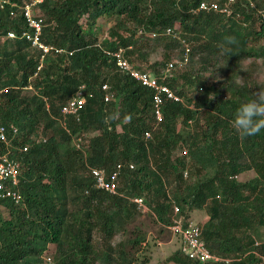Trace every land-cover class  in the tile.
I'll use <instances>...</instances> for the list:
<instances>
[{
	"label": "trees",
	"instance_id": "16d2710c",
	"mask_svg": "<svg viewBox=\"0 0 264 264\" xmlns=\"http://www.w3.org/2000/svg\"><path fill=\"white\" fill-rule=\"evenodd\" d=\"M23 1H0V123H13L12 143L27 146L12 150L21 202L0 199L8 211L0 214V264H145L135 254L145 233L132 229L116 240L140 212L129 200L137 196L162 228L175 205L187 218L203 211L201 236L211 253L228 264H264V131L241 140L229 123L264 87L255 77L264 70V0H235L230 16L191 12L201 1L226 0H45L41 39L63 52L47 53L39 69L42 50L19 37ZM175 23L177 35L167 36ZM8 30L17 36L6 37ZM226 36L237 42L222 48ZM186 44L188 62L165 81L183 102L166 100L156 121L152 91L106 50L124 47L129 63L159 74ZM158 46L162 58L150 61ZM82 84L79 119L67 116L62 125L60 107ZM118 163V194H111L96 185L91 167L110 174ZM158 264L198 263L179 246Z\"/></svg>",
	"mask_w": 264,
	"mask_h": 264
},
{
	"label": "built area",
	"instance_id": "2783aa9c",
	"mask_svg": "<svg viewBox=\"0 0 264 264\" xmlns=\"http://www.w3.org/2000/svg\"><path fill=\"white\" fill-rule=\"evenodd\" d=\"M44 1L45 0H25L20 6L26 28L21 30L19 37L25 39L32 46L42 50L40 63L37 69L42 66V60L47 53H50L51 51L54 53L63 52L62 48L46 44L41 39L43 15L40 11L39 5ZM234 1L235 0H226L222 4L215 1H201L196 8L191 9V12L196 15L200 11H212L230 16L233 14L231 4ZM250 5L253 6V3L251 2ZM259 14L264 17V8L259 10ZM178 25V23H175L173 27H168L165 34L167 36H176L177 33L175 28ZM139 33H142V31H139ZM16 36L17 33L13 30H8L6 32V37L8 38H15ZM150 36L155 37L156 33H150ZM106 53L116 59L117 66L121 71L128 72L132 78L152 91V108L156 121H161L163 117L162 106L166 100L183 102V97L177 95L165 81L171 77L173 71L183 67L188 62L189 46L187 44L185 45L183 55L167 62L159 74L138 69L129 63L124 57V47H119L114 51L106 50ZM101 88L105 90L104 100L108 101L111 98L108 84H103ZM85 89L86 88L83 84L80 85L76 93L61 105L60 116H62V118L59 119V122L62 125L64 124V118L67 116L73 115L76 119H79L78 114L86 102L87 92ZM2 90L3 89H1L0 92ZM16 134H18V129L13 123H0V144L3 145V150L0 152V199L10 198L15 204H19L22 199L20 191L18 190L19 162L12 154V150L18 149L23 152L27 150V146L18 147L12 143ZM145 136H149L148 131L145 132ZM76 146L80 147L78 142L76 143ZM186 152L187 149L184 148L182 154H186ZM121 167L122 164L118 163L116 169L110 174H106L103 169L91 167V174L95 178L96 185L99 188L104 189L111 194H118L117 186ZM129 167L133 168V165L129 164ZM107 176L109 177L107 178ZM129 200L135 203L140 211H146L148 209L143 197H129ZM179 212V207L175 205L174 215L167 228L173 233V235H176L180 239L181 250L198 264H210L211 262L218 261H224L225 264H228V259H222L208 250L204 241L201 239V227L196 222L184 218Z\"/></svg>",
	"mask_w": 264,
	"mask_h": 264
},
{
	"label": "rangeland",
	"instance_id": "374dc122",
	"mask_svg": "<svg viewBox=\"0 0 264 264\" xmlns=\"http://www.w3.org/2000/svg\"><path fill=\"white\" fill-rule=\"evenodd\" d=\"M104 20L103 23H106L109 26V23ZM104 30V28H103ZM105 31H107V29H105ZM105 31H100L97 33V35L100 36L101 35H105ZM264 42V39H263ZM162 47L158 46L154 52H152L150 54V61H156V60H160L162 58ZM171 61V60H170ZM251 60H245L244 64H249ZM258 62V64L260 63V61L257 59L256 60ZM169 62V61H168ZM256 62V63H257ZM183 69V68H182ZM181 68L177 69L174 71L178 72L182 70ZM257 81L259 84L264 83V70L260 69L257 71L256 75H255ZM195 92V87L193 84H191L187 90L188 95H191V93ZM180 124V122H179ZM188 172L186 171V174L184 173V177L188 176ZM253 173L250 172L248 173L246 176H242L240 177L241 180H245L247 179L249 176H252ZM173 191V185L171 187H169V193L172 194ZM140 211V210H139ZM0 214L4 217H8V211L6 208L1 207L0 208ZM205 214L203 213V211L201 210H196V211H192L189 214V219L194 221V222H201V220H203ZM132 229L136 230H140L141 232L145 233V241L142 243L141 247L138 250V254L135 253L136 255H140L141 258H147L145 264H158L160 263L164 258L167 257V255L169 253H171L172 251H175L179 246V240L178 238L172 234V232L165 228H162L156 221L154 218V214L151 213V210L147 209L146 211H140L138 212V214L136 215V218L133 222H131L126 230L125 233L126 235L124 236L123 234L118 235L116 237V240L119 241L121 239H125L126 236L128 235L129 231H131ZM124 233V234H125ZM262 235H264V231L260 232ZM54 247L52 245H49V251L53 252ZM50 255V254H48Z\"/></svg>",
	"mask_w": 264,
	"mask_h": 264
},
{
	"label": "clouds",
	"instance_id": "9594fccd",
	"mask_svg": "<svg viewBox=\"0 0 264 264\" xmlns=\"http://www.w3.org/2000/svg\"><path fill=\"white\" fill-rule=\"evenodd\" d=\"M224 41L225 43L221 45L222 48L225 47V45H231L237 42L236 38L233 36H226L224 38ZM229 123L231 125V128L234 130L235 134L241 140L257 136L261 134L262 131H264V87L258 88V90L252 93V98H250L249 100L239 105V107L235 111L234 118ZM73 143L76 146L77 141H73ZM77 148H80V147H77ZM184 173L186 174V171H184ZM19 176H20V167H19ZM179 211H180V208H179ZM179 213L183 215V217L186 219L190 218V217L187 218L185 214L181 213V211ZM203 221L204 220H201V223L196 222L201 227V235H202V222ZM201 239L203 240L202 236H201ZM179 243H180V240H179ZM180 247H181V243H180Z\"/></svg>",
	"mask_w": 264,
	"mask_h": 264
},
{
	"label": "crops",
	"instance_id": "0c3cea01",
	"mask_svg": "<svg viewBox=\"0 0 264 264\" xmlns=\"http://www.w3.org/2000/svg\"><path fill=\"white\" fill-rule=\"evenodd\" d=\"M206 218H207V216L205 215L204 218H203V220H206Z\"/></svg>",
	"mask_w": 264,
	"mask_h": 264
}]
</instances>
